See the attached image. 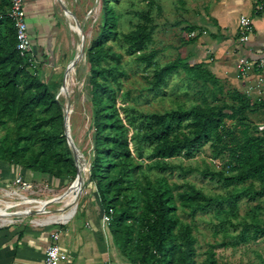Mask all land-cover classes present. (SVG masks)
I'll use <instances>...</instances> for the list:
<instances>
[{"label":"trees","instance_id":"16d2710c","mask_svg":"<svg viewBox=\"0 0 264 264\" xmlns=\"http://www.w3.org/2000/svg\"><path fill=\"white\" fill-rule=\"evenodd\" d=\"M119 1L101 0V30L86 51L89 66L86 85L90 89L95 133L91 179L104 210H114L109 227L116 246L129 262L196 264V237L190 224L181 222L176 216L177 198L190 209L192 216L226 202L230 203V208L222 211L236 216L241 197L247 196L251 200L264 197V134L248 130L238 133L225 123L226 118L238 119L255 107L238 92H235L239 104L236 108L194 105L189 109H172L160 114H138L133 120L148 121V128L139 136L140 140L155 145L152 152L154 164L150 169L166 171L170 167L165 165V160L183 152L192 157L200 145L212 141L214 136L222 139L224 135L230 139L226 146L230 156L228 167L235 173L228 176L224 171H217L212 175L228 184L252 181L249 188L230 196H209L191 184H186L187 188L176 194L166 176L153 180L144 175L143 182L138 184L133 177L140 166L132 153L129 129L119 111L117 90L113 86L128 73L121 67L123 55L108 46L111 40L120 36L118 15L113 5ZM9 5L10 0H0V15ZM196 28L187 26L185 29L191 34ZM199 36H193L192 40ZM122 37L132 50L141 51L151 41L152 31L147 26H139ZM16 45L15 24L4 16L0 19V129L9 119L15 125L10 129L14 132L10 140L7 135L0 138V169L2 166L10 170L16 167L30 175H48L59 181L66 173L75 180L79 168L65 135V108L59 99L60 85L46 78L44 63L35 74L27 60L19 55ZM156 55L152 52L145 57L153 59ZM180 68L194 79L212 76L203 63L192 64L178 57L159 69L156 87ZM58 91L59 98H56ZM185 126L192 130L185 131ZM261 208L257 204L250 210L255 225L254 237L264 235V225L257 220ZM249 239L246 236V240ZM209 264H216L214 254Z\"/></svg>","mask_w":264,"mask_h":264},{"label":"rangeland","instance_id":"374dc122","mask_svg":"<svg viewBox=\"0 0 264 264\" xmlns=\"http://www.w3.org/2000/svg\"><path fill=\"white\" fill-rule=\"evenodd\" d=\"M63 1L75 15L63 9ZM211 1L120 0L113 3L118 15L120 36L111 40L108 46L123 55L121 67L128 73V76L122 77L119 82L113 83V86L117 90L119 111L129 129L132 153L140 166L133 177L138 184L143 182L144 175L153 180L166 176L176 194L186 189V184H191L209 196H230L246 190L252 182L249 180L246 183L228 184L218 176L212 175L217 171H224L228 176L235 173L228 167L230 156L226 146L230 139L224 135L222 139L214 136L212 141L200 145L192 157L186 156L183 152L165 160V165L170 167L166 171L150 169V166L154 164L152 152L155 145L144 143L139 138L147 130L148 121L141 118L133 120L134 116L142 113L160 114L172 109H189L194 105L205 108L222 105L238 107L239 104L228 77L218 78V73L215 71L213 46L217 40L207 27ZM55 2L60 18L59 33L54 40L53 57L49 56L46 62L49 64L45 66L44 72L51 83L60 85V98L59 91L56 98L64 104L69 117L68 129L71 137L79 151L83 153L89 170L81 198L77 203V212L72 218L74 219L82 215L88 203H92L93 209H97L96 204L101 207V200L90 172L95 133L90 89L86 85V79L89 77L86 51L101 30V0H55ZM68 13L73 20H70ZM75 17L85 34L80 53L78 49L82 40L81 35L71 28L72 24H76ZM139 26H147L152 31V39L145 49L134 51L122 36ZM187 26L197 28L189 34V31L185 29ZM197 34H201L202 37L193 41L192 37ZM84 44L85 49H83ZM152 52L157 53L153 59L145 57ZM178 57L192 64L207 60L206 67L210 65L208 69L212 75L211 78L194 79L184 68H180L168 75L165 83L156 87V74L159 69ZM71 76L74 78V85L66 92L65 86ZM252 109L240 115L238 119L226 118L225 123L231 130L238 133L248 130L259 134L256 129L261 121L258 111ZM14 125L11 119L6 125H1L0 138L7 135L10 140L14 135L10 129ZM184 130L189 132L192 128L185 126ZM77 160L80 170L79 159ZM11 170L19 169L13 167ZM26 180L31 184L29 189L14 184V180L6 185L0 184V201L12 204L21 202L19 196H7V192L29 199L49 200L64 193L76 181L66 173L62 181L54 180L48 175ZM255 183L259 186L257 181ZM182 185L184 187L178 188ZM237 204L236 216L227 215L222 211V209L230 208L229 202L222 206H215L206 212L199 211L192 216L190 209L177 198L176 216L181 222L190 224L196 237V264H209L212 254L216 264H264V235L254 237L255 225L250 215V210L255 205H261L262 210L257 220L261 226L264 225V197L251 200L243 196ZM28 207L30 206L15 205L9 210L17 212ZM60 207L59 204L50 206V214L15 217L13 223L20 221L34 223L35 220L46 219L49 215L61 213ZM175 233H179L178 229ZM244 235L245 238L242 237ZM246 236L250 239L246 240Z\"/></svg>","mask_w":264,"mask_h":264},{"label":"crops","instance_id":"0c3cea01","mask_svg":"<svg viewBox=\"0 0 264 264\" xmlns=\"http://www.w3.org/2000/svg\"><path fill=\"white\" fill-rule=\"evenodd\" d=\"M24 2L34 52L41 63H44V71L49 64L46 63L49 56L53 57L54 40L59 33L60 18L56 2ZM255 3L256 0H212L208 9L210 18L207 27L217 40L213 46L217 77H228L234 93L242 94L250 104H255L252 110L258 111L259 119L264 123V103L257 101L259 84L256 76L252 74L238 77L236 68L238 59L243 56H264V9L257 14ZM242 15L250 16L254 23L251 39L244 44L239 42V18ZM201 37L200 34L198 39ZM200 62L206 64L207 60ZM44 74L47 78L45 72ZM19 175L30 180L40 178L39 174L30 175L23 170H10L2 166L0 184H9ZM96 208L93 209L92 203H88L82 215L71 218L72 220L62 225L26 221L1 225L0 264H45L46 248L51 244V235L56 230L60 231L59 243L68 255V259L62 264H132L116 246L110 227L103 223L105 210L102 204L101 207L96 204Z\"/></svg>","mask_w":264,"mask_h":264},{"label":"built area","instance_id":"2783aa9c","mask_svg":"<svg viewBox=\"0 0 264 264\" xmlns=\"http://www.w3.org/2000/svg\"><path fill=\"white\" fill-rule=\"evenodd\" d=\"M264 9V0H256L255 12L260 14ZM4 16L9 17L15 24L17 45L16 49L19 55L27 60L32 71L37 74L39 71L41 61L34 52L32 37L27 22V12L25 9L24 0H10V5L4 14L0 15V19ZM254 32L253 20L248 15H242L239 18V42L242 44L247 43ZM238 71V77L250 76L254 74L259 84L257 98L258 102L264 103V56L253 57H241L237 61L236 65ZM259 134H264V123H261L257 127ZM14 184L29 189L31 184L22 176L19 175L14 179ZM114 210L110 208L103 214V223L110 225L113 219ZM68 222V221H67ZM67 222H54L48 223L50 225H62ZM47 224V225H48ZM52 242L46 248L45 252V264H62L68 259L67 253L62 249L60 240V231L56 230L52 233Z\"/></svg>","mask_w":264,"mask_h":264},{"label":"bare ground","instance_id":"6f19581e","mask_svg":"<svg viewBox=\"0 0 264 264\" xmlns=\"http://www.w3.org/2000/svg\"><path fill=\"white\" fill-rule=\"evenodd\" d=\"M70 15L71 14L68 13V17L70 18V20H73V17ZM71 28L74 32H77V34L79 33L81 35L82 40L78 49L79 50L78 53H80L83 43V34L81 33L80 29L76 24H72ZM73 85H74V78L73 76H71V79L68 80L65 86V91L67 92V90H69V88ZM78 159H79L80 170H79V175L76 178V181L64 193L57 195L52 199L49 200L29 199L25 196H21L18 194H10L7 192L6 193L7 196H12V195L19 196L21 198V202L19 204H12V203H6L0 201V225H6L12 223L15 217H28L35 214H50L49 207L54 204L61 205V207L59 208L61 213L49 215L46 219L35 220L34 223L48 224L54 222H67L71 218H73L77 212V208H78L77 203L79 198H81L80 196L82 195L83 188L88 178L87 172L89 171L87 166V161L81 151L79 152ZM77 164H78V160H77ZM15 205H29L30 207L21 211L11 212L9 209Z\"/></svg>","mask_w":264,"mask_h":264},{"label":"water","instance_id":"95a60500","mask_svg":"<svg viewBox=\"0 0 264 264\" xmlns=\"http://www.w3.org/2000/svg\"><path fill=\"white\" fill-rule=\"evenodd\" d=\"M64 3H63V9L65 10V11H69V12H71L72 14H74L73 12H72V10H70L69 9V7L67 6V3L65 2V1H63ZM75 15V14H74ZM75 22H76V24H77V26H78V28L80 29V31H81V33L83 34V36H84V38H85V34H84V30H83V28H82V26L80 25V23H79V21L77 20V18L75 17ZM83 49H85V44L83 45ZM83 53H84V51H83ZM73 64H74V62H73ZM69 67V66H68ZM64 85V84H63ZM58 96H59V94H58ZM67 110V109H66ZM68 113L65 111V109H64V121H65V135H66V137H67V141H68V144H69V146H70V148L72 149V151H73V154H74V157H75V163H76V166H77V169H78V164H77V159H78V156H79V149H78V147L74 144V141H73V139H72V137H71V134H70V131H69V129H68ZM79 171V170H78ZM78 174V173H77Z\"/></svg>","mask_w":264,"mask_h":264}]
</instances>
